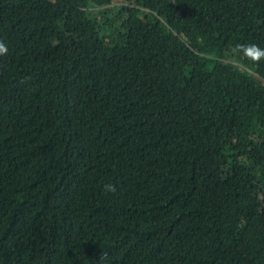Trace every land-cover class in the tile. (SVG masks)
<instances>
[{
    "label": "trees",
    "instance_id": "1",
    "mask_svg": "<svg viewBox=\"0 0 264 264\" xmlns=\"http://www.w3.org/2000/svg\"><path fill=\"white\" fill-rule=\"evenodd\" d=\"M0 45V264H264V0H0Z\"/></svg>",
    "mask_w": 264,
    "mask_h": 264
},
{
    "label": "clouds",
    "instance_id": "2",
    "mask_svg": "<svg viewBox=\"0 0 264 264\" xmlns=\"http://www.w3.org/2000/svg\"><path fill=\"white\" fill-rule=\"evenodd\" d=\"M5 49H4V47H3V45H0V51H4ZM109 190H111V185H107L106 186Z\"/></svg>",
    "mask_w": 264,
    "mask_h": 264
}]
</instances>
